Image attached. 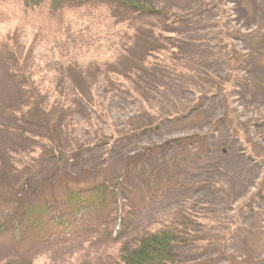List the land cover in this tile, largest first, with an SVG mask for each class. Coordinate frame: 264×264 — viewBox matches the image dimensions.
I'll return each instance as SVG.
<instances>
[{
	"label": "rangeland",
	"instance_id": "374dc122",
	"mask_svg": "<svg viewBox=\"0 0 264 264\" xmlns=\"http://www.w3.org/2000/svg\"><path fill=\"white\" fill-rule=\"evenodd\" d=\"M161 1L189 18L182 27L187 40L183 58L195 78L185 76L161 98L154 89L147 98L151 106L139 113L123 96L97 109L78 80L90 62L117 56L124 46L115 6L72 0L53 13L48 4L26 8L23 0H0L2 103L16 96L22 67L44 91L60 82L66 103L71 83L79 93L89 92L69 113L65 109L58 125L65 150L89 145L70 166L71 178L92 181L98 176L112 186L115 197L103 230L115 227L120 210L128 218L116 238L99 233L97 221L76 231L66 244L40 242L34 264H109L112 243L169 224L179 226L178 264H233L228 256L264 264V0H227L226 10L217 6L222 0ZM221 12H226L232 45L240 55L232 80L224 61L210 54L220 49L230 55L216 45ZM208 73L222 81L213 93ZM14 143L23 150L34 148L28 141ZM8 146V134L0 133L3 162L10 161ZM37 150L34 161L43 158L44 147ZM54 168L45 161L33 182ZM60 190L56 185L54 193ZM13 204L0 202V226ZM11 225L7 233L0 232V264L15 254Z\"/></svg>",
	"mask_w": 264,
	"mask_h": 264
},
{
	"label": "trees",
	"instance_id": "16d2710c",
	"mask_svg": "<svg viewBox=\"0 0 264 264\" xmlns=\"http://www.w3.org/2000/svg\"><path fill=\"white\" fill-rule=\"evenodd\" d=\"M71 1L23 0V4L26 8L48 4L51 12L58 13ZM77 1L115 6L120 14L117 22L124 31L123 39L126 41L116 52H119L117 56L90 62L80 70L78 80L90 91L97 109L103 108L111 98L123 96L132 100L140 113L148 109L146 106H151L147 98L149 93L155 92L154 89L161 98L168 94L167 91H171L172 86L188 79V75L192 74L191 80L195 78L194 71L188 69L189 61L183 58V46L187 40L182 27L187 23L189 25L188 16L173 13L161 0ZM222 1L218 0L220 4L215 3L226 10L229 3L227 0H224L225 3ZM218 15L219 41L216 45L230 55L221 53L220 49L210 54L224 61L229 67L228 78L232 80L240 55L232 45L234 36L227 28L226 12ZM206 47H211V44L208 43ZM23 70L24 67L22 71L20 68L22 75L16 80V96L3 103L4 96H0V133L8 134L9 141H12V146L7 147L10 161L0 160V202H14L9 213L3 214L6 217L0 226V232L7 233L6 229L13 224L11 226L16 241L13 246L15 254L5 264H34L33 252L40 242L63 240L61 243L66 244L76 231L97 221V229H100L99 233L104 237H119L128 220L127 212L124 214L117 209L119 216L115 227L109 226L103 230L105 215L109 213L115 197L112 186L98 176L92 181L87 178L72 179L70 166L89 145L84 144L77 150L67 151L59 139L58 127L65 109L69 113L75 101H83L82 97L89 92L83 95L71 83L66 103V92L59 90L60 82L58 87L54 86L53 91H50L52 88L44 91ZM205 76L211 81L210 93H213L222 81L214 74L208 73ZM195 94L200 97L199 93ZM45 96L48 101L42 99ZM30 119L33 123L29 122ZM118 135L120 132L113 133L112 136ZM15 140L30 142L34 147L31 149L35 151H30L29 148L23 150L25 147L18 148ZM40 147H44V154L41 155L43 158L34 161L31 156L37 154ZM45 161L55 167L54 171L41 182L38 180L39 182L34 183L38 174L37 167L42 166ZM56 185L61 186V190L54 193ZM177 229V224H169L149 233L133 234L112 243L109 264H178L174 254L180 237ZM228 258L233 264L258 262L250 258Z\"/></svg>",
	"mask_w": 264,
	"mask_h": 264
}]
</instances>
